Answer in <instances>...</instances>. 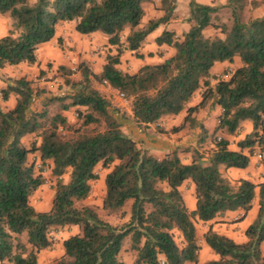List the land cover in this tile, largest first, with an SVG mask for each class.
Returning a JSON list of instances; mask_svg holds the SVG:
<instances>
[{
    "label": "trees",
    "instance_id": "16d2710c",
    "mask_svg": "<svg viewBox=\"0 0 264 264\" xmlns=\"http://www.w3.org/2000/svg\"><path fill=\"white\" fill-rule=\"evenodd\" d=\"M145 1L0 0V14L10 19V28L0 36V69L35 63L38 46L54 36L62 21H74V29L81 34L103 33L117 49L116 54L106 55L98 74L78 65V81L68 77L70 69L58 66L70 90L46 97L40 109L32 108L39 91L25 76L8 77L0 87L2 101L15 96L11 108L0 106V264H36L38 252L50 245V229L65 225L76 226L78 231L62 241L63 253L50 264H126L119 253L127 237L134 251L131 264H196L199 245L194 223L227 210L247 212L255 197L258 211L245 229V241L235 242L211 229L203 234L218 255L204 264H264V183L229 179L219 168H245L255 148L264 167V17L244 21L241 13L246 1L229 0L231 23L214 25L221 36H206L203 30L213 24L211 15L218 9L191 0L186 18L191 25L182 37L164 31L156 38L157 44L173 47L174 54L129 74L115 67L120 47L138 55L146 35L168 21L174 8V0H161L164 14L139 26ZM234 56L241 65L228 78L210 85L206 77L211 67L231 62ZM103 80L130 100L139 126L177 114L205 86L198 104L186 109L184 122L197 125L192 114L217 104L221 113L210 134L212 147L207 153L193 148L189 162H183L176 149L155 156L121 131L109 111V100L92 84ZM52 100L58 101L61 110L83 107L77 109V122L69 123L62 114L51 112ZM243 120H249L252 129L232 150L224 135H232ZM200 130L204 134L202 126ZM27 134L38 138L30 147L21 141ZM30 152H36L41 161H50V173L56 176L46 210H36L30 203L31 194L43 183L41 173L28 160ZM97 164L108 169L101 208L116 212L131 201L128 220L118 226L83 203L90 194V182L97 179ZM185 181L194 185L193 210L187 208L179 190Z\"/></svg>",
    "mask_w": 264,
    "mask_h": 264
},
{
    "label": "crops",
    "instance_id": "0c3cea01",
    "mask_svg": "<svg viewBox=\"0 0 264 264\" xmlns=\"http://www.w3.org/2000/svg\"><path fill=\"white\" fill-rule=\"evenodd\" d=\"M190 1L191 0H174V8L171 12L169 20L165 23H160L156 28L146 35L137 50L138 55H136L133 51L124 49L123 46H121L119 60L115 67L122 72L131 74L136 72L143 65L157 64L162 62L164 59L171 57L174 54V48L165 43L157 44L156 38L164 31L173 32L178 38L182 37V34L185 33L191 25V22L186 20ZM193 1L218 9L211 15L212 22L215 21L216 16L228 14L226 15L227 17H225V19L219 18V20L221 23H231L232 8L229 6V0ZM245 1L246 3L241 13L244 21H248L250 19H260L264 17V0H254L258 2V4L255 6L250 3L252 0ZM142 9L143 16L140 20L139 26H144L149 20L159 18L164 14V11L161 7V0H147L142 3ZM230 18L231 20H229ZM4 20V23L0 24V36L5 35L10 28V19L8 15H6ZM74 25V21L59 22L56 25L54 36L49 41L38 46L37 61L35 63L28 64L22 62L17 65H13L17 66V70L19 71L16 77L25 76L30 80H39L37 77V72L38 70L45 69L46 62H52L54 65H56V68H58V66H64L65 68L70 69L71 73L68 75V77L70 79L72 78L71 80L73 81H78L81 79L80 72L78 69H76L80 64L85 65L93 74L100 73L102 66L105 64L106 55L117 53L116 46L109 44L108 37L103 33L94 31L88 34H81L74 29ZM208 27H212V25L207 26L203 30L204 35L211 37L221 36L218 28L210 33L208 32ZM122 40H124L123 37ZM41 50L43 51L42 53ZM240 65L241 62L238 56H234L231 62H216L211 67L209 76L206 77V80L209 81L210 85H213L218 78H228L229 73ZM7 66L1 68L0 71L2 72L3 70H7ZM72 68H75V70L73 71ZM60 79L64 81L62 76ZM3 84L5 85V82ZM92 84L105 98L109 100V111L114 119L118 121L121 131L125 135L130 136L134 140L138 141L141 146L147 147L149 151L155 156L162 157L167 151L176 149L178 151L179 158L183 162H189L191 160V150L193 148L198 149V146L203 145V148L208 150L212 147L213 144L211 142L210 134L215 128L218 117L221 113V109L217 104L213 107L205 105L192 114V117H194L197 125L190 126L188 122H184L186 109L190 106L198 104L201 99V91L205 88V86L201 85L194 92L190 100L185 104V107L177 114H166L160 117L156 123L148 124L147 126H139L132 117L129 99L121 96L120 92L110 87L106 83L93 82ZM67 87L69 88L68 85ZM49 97L50 96L48 94V98ZM39 99L40 102L38 103V107L35 108L34 106V103L37 102L35 99L32 103V108L40 109V107H42L43 102L41 101H43L45 98L42 95L39 96ZM14 102V95H11L10 98L5 101H2L0 98V106L2 108L6 106V108L3 109L11 108ZM77 109H83V107L72 106L67 110L56 108L55 111L65 116L69 123H76ZM200 126L204 128V134L201 132ZM174 127L179 128L175 131H172L171 129ZM251 129L252 125L249 120L241 121L239 127L232 135H224V137L229 140L228 147L232 150H236V142L239 139H242L246 133L251 131ZM28 135L29 134L23 136L21 141L24 142ZM243 152L247 153V149H243ZM258 153L259 150L255 148L253 154L250 156V162L245 168H225L223 166H220L219 168L229 179L244 178L255 184L264 183V179L255 181V179L250 175V172H254L253 161L259 160ZM97 166L100 167L101 164H97L95 168H97ZM104 169L106 173L108 169ZM258 170L264 173V167H262L260 162ZM105 173L103 174V178ZM185 185H188V189L184 188ZM179 190L184 197L187 208L189 210H193L195 208L193 183L191 181H185L179 187ZM257 211L258 203L257 197H255L253 199L251 208L247 212H244L241 209L227 210L222 214H216L210 220H197L196 222L198 223V226L202 228V231H200V236L196 233L197 244L199 245L198 260L196 264H204L209 260H215L218 258V255L205 243L203 239V234L208 229L225 235L235 242H243L246 240L244 234L245 229L254 219ZM261 250L262 253H264V242L261 244ZM185 264L193 263L187 262Z\"/></svg>",
    "mask_w": 264,
    "mask_h": 264
},
{
    "label": "rangeland",
    "instance_id": "374dc122",
    "mask_svg": "<svg viewBox=\"0 0 264 264\" xmlns=\"http://www.w3.org/2000/svg\"><path fill=\"white\" fill-rule=\"evenodd\" d=\"M228 14H221V16H216L215 21L212 24V27H208V32H213L216 30V26L220 24L219 18L225 19ZM6 15H0V24L4 23ZM231 20V18L229 19ZM232 21V20H231ZM1 34V33H0ZM47 50V49H46ZM43 51L41 50V53ZM7 70L0 71V86H4V82L8 77H16L19 73L17 70V66H7ZM38 78L39 80H32L34 88L39 91V94L36 95L35 99L37 102L34 103L35 108L38 107V103L40 102L39 96L46 97L52 95H59L67 93L70 88L67 85H64V81L60 79L61 75L59 70L56 68L52 62L45 63V69L38 70ZM14 74V76H13ZM72 76V74H71ZM72 79V78H71ZM47 95V96H45ZM53 97V96H52ZM45 99L41 102H44ZM48 109L51 112H54L57 108L58 101L52 100L49 103ZM3 108H6L3 107ZM41 108V107H40ZM38 138L34 134H29L25 140L24 144L28 147L31 146L33 142H37ZM204 146H198V150L206 153V148ZM28 160L33 163L34 169L36 173H41L43 177V183L31 194L30 203L36 210H46L49 208L51 204V199L53 195V188L56 181V176L50 173L51 163L48 160L41 161L39 155L36 152H30L28 154ZM253 165V173L250 172V175L256 180L260 181L264 179V173L258 170L260 160H254ZM95 173L97 174V179L91 181V192L89 196L83 201L84 204L92 205L97 214L103 220L109 222L112 225H120L121 223L128 220L129 217V209H130V201H127L124 206L116 212H107L101 208V201L104 194V183H103V174L105 173V169L100 166L95 168ZM235 178V177H234ZM63 180L67 179V174L62 176ZM233 179V178H231ZM235 180V179H234ZM185 189H188V185L184 186ZM80 205V203H77ZM196 228L197 235L200 236V231L202 228L198 226V223H194ZM78 231L76 226H57L52 227L48 232V237L50 241V245L44 249H41L37 254V263L36 264H50L53 260L58 258L62 254V241L67 238L69 235L74 234ZM174 237L178 245H181V239L177 231H174ZM22 241H25V235L20 236ZM119 258L123 260L127 264H131L134 259V251L130 248V239L127 237L123 241V247L121 253H119ZM5 264H12L11 262L5 261Z\"/></svg>",
    "mask_w": 264,
    "mask_h": 264
},
{
    "label": "built area",
    "instance_id": "2783aa9c",
    "mask_svg": "<svg viewBox=\"0 0 264 264\" xmlns=\"http://www.w3.org/2000/svg\"><path fill=\"white\" fill-rule=\"evenodd\" d=\"M72 70L74 71V70H75V68H72ZM103 83H106V81H105V80H103ZM120 95H121V96H123V95H122V93H120ZM258 157H259V160H260V154H259V153H258Z\"/></svg>",
    "mask_w": 264,
    "mask_h": 264
}]
</instances>
